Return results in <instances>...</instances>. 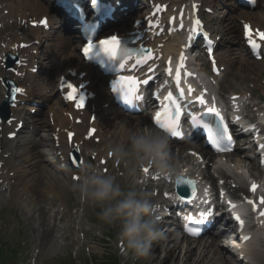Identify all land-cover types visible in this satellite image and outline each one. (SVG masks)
Wrapping results in <instances>:
<instances>
[{
  "label": "clouds",
  "instance_id": "obj_1",
  "mask_svg": "<svg viewBox=\"0 0 264 264\" xmlns=\"http://www.w3.org/2000/svg\"><path fill=\"white\" fill-rule=\"evenodd\" d=\"M107 151L122 163L129 177L147 166L153 167L162 177L183 176V168L170 149L169 136L159 131H137L130 134L126 143L106 145ZM83 202L100 208L98 218L104 224L118 227L123 251L134 258L149 255L152 243L163 233L159 229V202L151 194L137 187L135 179L122 187L117 177L83 166L79 182L72 185Z\"/></svg>",
  "mask_w": 264,
  "mask_h": 264
},
{
  "label": "bare ground",
  "instance_id": "obj_2",
  "mask_svg": "<svg viewBox=\"0 0 264 264\" xmlns=\"http://www.w3.org/2000/svg\"><path fill=\"white\" fill-rule=\"evenodd\" d=\"M14 2H16V4H8L5 6V8H10V16H12V18H15L16 20L20 19V21L23 20V18H27L26 16V12L28 11H32V12H38V13H42V14H47L48 11L50 10V7H47L46 4H44L43 1L41 0H12ZM198 1H205L208 3V5L212 6L213 5V0H198ZM232 4V3H231ZM233 6L236 7V4H232V8L230 9L232 12L234 11V8ZM219 8V5L217 6V10ZM216 10V9H215ZM262 14H264L262 8H260L259 11H254L252 13L248 12V11H238V13H235V15H231L230 13L227 15V19L226 21L228 23H226V21L223 22V28L221 29L222 32H224L226 35H230V34H234L237 32V27H238V22H237V18L241 17V18H256V19H262ZM184 19H186V17H184ZM183 19V20H184ZM3 22V21H1ZM262 23V22H261ZM20 27V26H19ZM7 28V26H6ZM15 40H17L18 42L20 40L17 39V37H13ZM235 40V39H234ZM183 39L180 38L179 36L178 37H175V41H168L167 44H166V47H165V51H168V52H172L173 49L175 47H177L178 44L182 43ZM62 50V49H60ZM175 50H177V48H175ZM234 50H230V53H234L232 52ZM232 55V54H230ZM45 60V58H44ZM83 61L81 60V57L79 56V54H77L74 50L70 52L69 55H66V61L64 63V66L62 67V69L60 70V73L69 69V68H77V69H86V67L83 65L82 63ZM43 63V61L41 62ZM230 64V63H229ZM234 65H236V60L233 62ZM241 66V65H240ZM242 66H244L246 69H247V61L242 63ZM240 67V71L243 72L244 70H246L245 68L243 67ZM89 71V74H88V77L89 78H92L93 81H92V84H91V87L95 90L98 91L99 93V96L100 94H104L106 95V88H105V82H104V79L95 71V70H88ZM59 73V74H60ZM58 74V75H59ZM59 79V77H58ZM57 79V81H58ZM51 85H52V89H51V93L53 94L54 92V89L56 88V93H60L59 92V89H58V84H56V87H55V80L51 81ZM52 94L48 95V94H43L44 98H43V101H48L52 96ZM100 101V100H99ZM60 104L61 106L63 105L62 103V99L60 97ZM63 110H71V107L70 105H63ZM51 112H54V109H50ZM44 112L41 113V115L43 114ZM117 115V118H119L120 116L117 114V113H114ZM113 114V115H114ZM55 116H56V120H59V122L57 121V126H61V127H64L66 128L68 125H71L73 124L74 128L76 129L77 131V134L79 135V137L81 136L82 138V133L85 132V127L84 125H76L75 123L71 122L68 118L64 117V119H61L60 117V113L59 111H55ZM145 117H142L141 119H133L131 116L127 117L126 119H124L123 121L122 120H119L118 123H122V124H118L117 125V129L116 132L114 133L113 137L116 138L118 133L121 132L123 133V138H122V143H126L127 142V138L130 134H132L133 132L135 131H138L141 129V127H143V122H145L144 120ZM45 119H40L39 118V127L38 129H40L41 127L43 129H46L47 127V124H45ZM86 120H88V118H86ZM131 120H133V122H131ZM137 123V128L136 129H133V127L131 126L132 123ZM102 123V122H101ZM108 129H110L112 126H114V124H110V123H106ZM104 124V126H106ZM56 126V127H57ZM53 129V131H55V128ZM48 129V128H47ZM26 133V132H23V134ZM48 140L46 138H36V139H28L27 137H24L18 141H15L13 142L12 144H10V147H9V151L12 153V156L13 157H17L19 155V150L22 148V147H26V148H29V145L30 144H33L36 148V153H31L30 155H32L33 159H44V156L45 154H50L49 152H47V149L46 148H43V147H46L48 145ZM24 148V149H26ZM45 149V150H44ZM22 156V154H21ZM37 162V161H36ZM24 163V161H23ZM14 163H12V168H14L15 170H19L20 168H22V162L19 163L18 166H15ZM5 168L2 167V170H4ZM57 170V169H56ZM30 176H31V183H33L32 185L29 186V184L26 182V183H23L25 184L23 186V189L26 188V190H29V192H33V194H36V191H38V189L40 188V185L41 184V181L39 180V177L36 173H33L31 172L30 173ZM54 179H56L54 177ZM47 185L44 186L45 188H48V186H50L53 190L49 189V191L52 193L54 191V185H53V182L52 183H49L48 181L45 182ZM53 231L54 229H50L49 227L45 230L43 229L42 231H40V229H37L35 230V234L36 235H41V237L39 239H37L36 243H37V246L38 248H40L41 250H46L47 248H50L49 247V242L51 241L52 237H53ZM225 234H227V232H225ZM165 243V241H164ZM162 246L163 245H160L157 249V251H159L158 255H153L151 261H150V264H181V258H180V255H179V248H178V244H175V246H171L170 245V242H167L166 243V247H165V256H160V254L162 253ZM250 246H252V244H248L247 247L248 249L250 250ZM254 246V244H253ZM207 247V246H206ZM178 251V253H177ZM219 250H217V254H218ZM189 254V255H188ZM186 255H188V257L186 258V260L182 263V264H191V261L193 260V258L196 255V253L194 254L193 252H190V251H186ZM250 256H251V259L253 262L257 263L258 262H262L264 261V254L261 255L260 251H255L252 249L250 250ZM207 255L204 254L203 255V259L202 261H204V263L207 262ZM249 259V258H248ZM249 263L252 264V262L250 260H248ZM226 262L223 261L222 262V259L220 258V256L212 262V264H225Z\"/></svg>",
  "mask_w": 264,
  "mask_h": 264
},
{
  "label": "rangeland",
  "instance_id": "obj_3",
  "mask_svg": "<svg viewBox=\"0 0 264 264\" xmlns=\"http://www.w3.org/2000/svg\"><path fill=\"white\" fill-rule=\"evenodd\" d=\"M216 3L219 5V9H218V19L216 20V22L214 20L215 22L214 30H216L217 32L219 31L221 32V29L223 28V25H222L223 23L221 24V21L223 22L226 21L227 15L229 14L228 9L230 7L231 1L230 0H216ZM237 22H238V27H237V32L235 34L237 35L238 38H240V33H241L240 24L241 23L239 20ZM226 23L228 22L226 21ZM222 33L223 32H221V34ZM223 36H224V40L222 41V46L220 48V54L224 55L226 60L230 62H233L234 60L237 61L236 65L232 69L233 71H230V77L226 78V80L222 83L223 89L224 90H228L230 88L238 89L240 84H247L249 82H253L257 80L258 75L256 76L255 75L256 71L252 72L251 68L246 69L247 76H245L242 80L239 79L240 74H238L239 72L238 70L240 68V65H242V62H243V58L241 59V57L238 56V53L240 54L239 44H235L233 46V47H236L237 53L232 55V57H229L228 51L229 49H232L230 48V46L232 42V37L234 36H232V34L223 35ZM253 65L254 66L258 65L259 67H262V65L258 63H254ZM262 75H264V72ZM234 79H236L237 81L235 82ZM45 134L46 132H42L39 134V136L41 137V135H45ZM40 173H41V177H44L43 172L41 170H40ZM56 190L58 191L57 194L55 193V194L48 195L46 193L44 194L43 192V193L36 194L35 196H30L28 198H26L27 197L26 194L21 193L23 197L22 198H19V196L16 197V199H14L10 203V206H6L5 204H0V206H2L5 209V211H7L3 217H2L3 213L1 212L0 218L4 220V222L6 223V226H8V223L9 225L11 224L18 225V228H20V232L22 235L20 240L28 241L26 245L27 252L31 253L30 256L32 255L38 256V264H58V263L67 262V261L69 262L67 264H84L85 263L84 261L86 260V256L83 253V251H80L81 253L78 256V259L77 258L73 259L70 256L71 250L75 249V247L70 245V241L76 238L75 228H74V225L71 223L72 218L70 216H67L63 222L58 220V218L60 217L58 213L63 210L62 204L71 198L75 199V197L72 196V194L69 192V189H64L62 185L60 186L58 184V189ZM17 215L20 220L18 223H16L15 221ZM48 224H50L51 227L55 226L54 238L56 242H54V239L52 237L51 241L49 242L50 249L47 248L46 250L39 251L40 249L38 248L36 243H34V240H35L34 236L35 238L37 237L40 238V236L35 235V234L33 236L32 228L38 227L40 231H42L43 229H46ZM11 230L8 228L3 229L1 233V237L3 239L5 238L10 239ZM23 231L25 232L24 234H23ZM56 231L61 237L60 242L57 239V233L55 235ZM18 236L19 234L17 235L16 238L12 240L14 243H17ZM117 237L119 236H116V238ZM95 253H98V252H95ZM158 254H159L158 252H154L153 255H158ZM86 255L89 257V253H86ZM153 255L152 253L151 254L149 253V255H147L146 257H142V260L146 261L145 264H150V261ZM160 256L162 257L165 255L162 252ZM71 259L73 260L71 261ZM26 263L28 264V261Z\"/></svg>",
  "mask_w": 264,
  "mask_h": 264
},
{
  "label": "snow or ice",
  "instance_id": "obj_4",
  "mask_svg": "<svg viewBox=\"0 0 264 264\" xmlns=\"http://www.w3.org/2000/svg\"><path fill=\"white\" fill-rule=\"evenodd\" d=\"M252 2L254 3V0H252ZM195 7V5H194ZM196 24L199 25L200 21L197 20ZM246 30L248 31L249 34V41L252 45V47L255 49L258 47V45L256 44V42L254 40H252L251 38V30L249 29V27L246 25L245 26ZM257 35L260 36L261 39H264V32H259L257 33ZM99 48L101 49V52H103L108 58L110 59H118L120 61V68L123 69L124 67V61L126 59H128L131 56V50L128 48H121V43L120 40L116 37V36H111L110 39L108 40H101L100 44H99ZM96 49V46L93 45L91 42L88 43V45L83 49L84 55L86 57H91L92 54H97L94 52V50ZM141 51H145L144 49H141ZM148 56L149 58H151V52H148ZM186 59V57L184 56V54H181L180 60H181V64L180 66L177 67L176 69V75H175V83L177 86L180 85V77H181V69L184 67L183 61ZM138 62H143V61H138ZM214 63V62H213ZM169 75H171V69H168ZM186 75H191V73H186ZM139 82L135 80V78L133 77H121L120 80L116 83L113 84L112 90L115 92H121L123 93V98L125 100L126 103L131 104L133 102V99H137L138 97H136L134 95V93L136 92V85ZM145 83H147V81H145ZM67 88L70 89V94H69V99L75 101L77 99V88L74 87L72 84H67ZM14 91L16 92H20L21 90L19 88L14 89ZM180 91V96L183 97L184 96V90L182 88L179 89ZM189 93H191L193 91V89L189 86L188 89ZM80 101L82 102L84 97L80 96L79 97ZM167 100L171 101L172 105L175 106V112L174 114H171L169 112V108H165L163 115L166 117L165 119H161L162 114L161 113H157L156 114V124L165 132H169L172 136H180L181 132L177 131V129L179 128V117H180V113H181V108L180 105L176 102L173 94L171 92L168 93V96L166 97ZM197 101L200 104H205V98L204 95L201 94L200 96L196 97ZM237 99L236 97H233V100ZM78 106H82V103L79 104ZM207 112L208 113H212L214 114L220 121V129L213 131L212 128H208L207 125H204L205 128H207V130L210 133L209 139L210 141L217 146V150L218 151H230V148L227 146L221 147L220 143L221 141H228V143L230 144L233 137L231 135V133L229 132L228 129V125L224 123V117L221 115V112L219 111V109L216 108L215 104H213L212 107L207 108ZM239 119V117H237V120ZM72 134L69 133V136H71ZM262 148H264V145H261ZM143 171L145 173H147L149 170L148 168H144ZM78 179V178H77ZM177 183H186L188 185H193V194H195V187H194V181L191 180H187V181H180L178 180ZM257 189V185L255 183H253L251 185V190L253 192H255ZM207 191V190H206ZM167 195V194H166ZM249 204L252 205L253 207V211H256V205L254 201H247ZM261 204H264V197L261 198L260 201ZM232 207H236L235 205H232ZM260 216L264 217V211L260 212ZM235 221L238 223L239 227L241 229H243L244 227V220L240 217V215H235L234 216ZM262 223H264V221H262ZM195 234V233H193ZM244 240H248L249 237L244 236L243 237Z\"/></svg>",
  "mask_w": 264,
  "mask_h": 264
}]
</instances>
